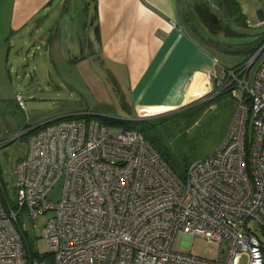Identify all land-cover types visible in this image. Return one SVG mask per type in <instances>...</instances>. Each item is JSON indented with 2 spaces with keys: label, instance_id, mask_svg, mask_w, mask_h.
I'll return each mask as SVG.
<instances>
[{
  "label": "built area",
  "instance_id": "obj_1",
  "mask_svg": "<svg viewBox=\"0 0 264 264\" xmlns=\"http://www.w3.org/2000/svg\"><path fill=\"white\" fill-rule=\"evenodd\" d=\"M262 53L264 45L214 74L235 108L218 146L184 175L136 128L110 132L96 118L71 116L32 132L16 166L15 200L0 179V264H48L49 255L53 264H264ZM16 101L25 107L19 92ZM60 180L61 197L51 203ZM50 209L40 234L48 251L32 252L19 214L36 221ZM179 231L218 244L219 253L174 249Z\"/></svg>",
  "mask_w": 264,
  "mask_h": 264
},
{
  "label": "crops",
  "instance_id": "obj_2",
  "mask_svg": "<svg viewBox=\"0 0 264 264\" xmlns=\"http://www.w3.org/2000/svg\"><path fill=\"white\" fill-rule=\"evenodd\" d=\"M199 3L195 0H0V115L11 102L25 110L16 101V93L21 92L12 79L10 48L23 47L34 37L46 41V51L58 57L53 67L61 81L71 90L87 95L90 106L112 102L99 74L95 73L99 67L105 79L121 88V94L129 101L127 111L132 119L173 113L192 101L213 97L214 74L222 75L226 66L219 63L213 48L197 37L199 34L205 37L192 13V9L197 12ZM87 10L91 12L89 26ZM16 52L21 53L18 48ZM65 53L69 56L65 57ZM90 84L94 85L93 89ZM27 93L31 100L33 92ZM69 109L64 110V116L47 119L30 129L58 118L92 117L94 111ZM95 111L101 116L108 114ZM232 114L233 110L227 115V126Z\"/></svg>",
  "mask_w": 264,
  "mask_h": 264
},
{
  "label": "rangeland",
  "instance_id": "obj_3",
  "mask_svg": "<svg viewBox=\"0 0 264 264\" xmlns=\"http://www.w3.org/2000/svg\"><path fill=\"white\" fill-rule=\"evenodd\" d=\"M195 1L211 8L219 20V26L213 30L200 19L198 12L192 9L197 20L196 24L204 30L205 37L202 38L200 34L197 37L199 36L204 44L213 48L222 66H234L244 58L238 43L255 40L264 34V0H236L238 10L234 12L229 10L221 0ZM90 5L92 6V2ZM88 11V16L85 17L88 19L89 26L91 12ZM247 19L250 24L246 23ZM91 32L92 28L90 35ZM17 48L21 51L19 55L16 52ZM10 49L9 61L13 63L12 79L16 89L24 95L26 102L25 110H20L14 102H11L0 115L2 128L0 139L7 140L12 137L0 146L1 187L2 192L11 201L18 195L16 166L28 151L29 136L33 132L30 127L56 116H64L62 115L64 110H71L70 107L93 109L92 117L102 121L110 132H116L120 127H133L140 130L179 175L185 174V170L193 160L208 155L218 146L228 127L227 115L235 108V99L232 94L229 91L220 90L215 81L214 96L211 98H205L201 102L202 99L192 101L188 103V106L173 113L155 116L144 122L133 121L127 108L122 104L123 100L127 104L129 101L121 94V88L117 87L116 83L104 78L105 73L101 67L96 69L95 73L99 74L100 80L111 97L109 101L112 102L111 104L98 103L93 107L87 101V95L71 90L61 81L59 73L53 67L58 57L46 51V41L38 37L29 38L23 47L12 46ZM14 56H21V58L14 60ZM64 56L69 55L65 53ZM217 69L220 71V66H217ZM89 82L92 81L89 80ZM90 86L94 88V85L90 84ZM122 89L126 94V89L124 87ZM28 90L33 92L34 97L31 100L27 96ZM95 110L105 111L108 114L101 116ZM112 116L124 118V121H114ZM62 183V180L58 181L49 190L47 199L51 203H57L60 199ZM53 212V209L48 210L39 215L36 221L29 218L25 211L19 214L30 251L41 254L48 251V244L40 234ZM258 234L264 239L260 229ZM172 247L177 250H189L197 256L206 258H214L219 253L218 244L206 241L201 235L187 237L181 231L175 234ZM50 256L48 264H53Z\"/></svg>",
  "mask_w": 264,
  "mask_h": 264
},
{
  "label": "trees",
  "instance_id": "obj_4",
  "mask_svg": "<svg viewBox=\"0 0 264 264\" xmlns=\"http://www.w3.org/2000/svg\"><path fill=\"white\" fill-rule=\"evenodd\" d=\"M223 2V4L231 11H237L238 10V4L236 0H221ZM197 6V12L198 15L200 17V19L211 29H215L219 26V20L216 17V15L214 14V12L206 5H204L203 3H199L196 5ZM212 41V40H211ZM237 45H240L241 47V52H243L244 54V58L241 61H244L246 59H248L251 55H253L262 45H264V34L260 35L258 38H256L255 40L246 42V43H238ZM240 61V62H241ZM122 104L125 108H129L128 104L125 100L122 101ZM80 116H85L87 117V115H80ZM106 118H110V117H106ZM105 118V119H106ZM114 121H124V118H119V117H113ZM141 121L144 122L147 119H141V118H134L133 121ZM44 123L41 125L43 126ZM40 126V127H41ZM39 127H35L32 128V131L34 132L36 129H38ZM133 128V127H132ZM140 131V130H139ZM146 138V137H145ZM165 160L166 158L164 156H162ZM167 161V160H166ZM168 162V161H167ZM169 163V162H168ZM170 165V164H169ZM171 166V165H170ZM172 167V166H171ZM33 256H35V253H32Z\"/></svg>",
  "mask_w": 264,
  "mask_h": 264
}]
</instances>
